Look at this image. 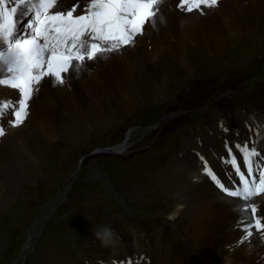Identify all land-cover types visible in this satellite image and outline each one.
<instances>
[{
	"label": "rangeland",
	"instance_id": "1",
	"mask_svg": "<svg viewBox=\"0 0 264 264\" xmlns=\"http://www.w3.org/2000/svg\"><path fill=\"white\" fill-rule=\"evenodd\" d=\"M244 4L248 6L246 2ZM218 8L219 6L206 10H211L212 14H216ZM184 14L191 13L184 12ZM253 24V36L249 35L247 31L244 32L245 36L251 37L249 40L252 41H246L247 44L241 43L240 46H237V43L233 44L234 46L227 43L228 46L224 48L220 56L210 57L208 55V58H203L197 54L193 57V54L188 52L187 57L192 67L190 76L171 62V53L165 52L164 48L156 49L146 62V72L151 79L157 72L166 70L174 74L175 77L171 81L173 92L169 100L155 104L149 103V101L141 102L143 97L139 98L140 101L135 102L131 112L119 109L116 115L117 122L105 132L95 131L93 124L89 121L82 125L81 119H87V115L82 113L73 115V121L77 123L79 131L83 132L86 126V136L76 143L63 140L61 143L56 141L52 143L48 147L49 149L41 155L42 158L40 157V165L43 164V166L39 165L40 169L25 165L29 176L36 180L35 184L27 185L25 189H21L13 195L11 200L6 202V209L0 212V264H22L21 261L24 257L29 259L30 256L27 264H77L80 255L73 248V241L80 243L81 250L79 252L85 253L89 261L99 264V261L103 260L101 252L106 246H102L100 241L95 238L93 229L104 225L115 230L118 236L117 241L121 245L129 242L127 237L130 234L126 235L124 230L118 231L119 222L127 223L129 218L116 204L118 195H112L108 191L109 187L105 185V181L102 183L98 177V174L100 176L104 171L106 173L104 176L108 180L109 173L116 178L123 177L124 172L127 176L134 174L137 177V186L126 181V178H123L118 188L113 184L112 186L116 188L119 196L122 195L126 199L127 204L133 210L131 215L144 217L145 222L141 223L142 226L146 224L154 229L159 223L157 220H161L160 231L162 239L165 241H161L162 246L163 244L164 246L170 245V251L176 248L177 243L180 242V234L188 242L195 243L196 241L190 237L191 228L188 225L185 228L184 225L178 227L175 222L165 223V215L161 216L160 212H153L162 210L161 213L168 214L174 207L161 203L155 193H151L146 188V185L152 187L151 182L147 175L138 171V167L148 168L147 174H151L155 170L154 163L162 160V157L157 158L156 154L161 156L166 150L186 145V141H182L179 134L186 135L183 125H195L196 120L201 121L206 117L209 122L214 114L213 110L225 108L227 102V107L242 108L244 106V113L250 121L253 122L254 119L255 122L259 120L258 123H264V12L253 15ZM93 69L90 70V73L93 72ZM7 91L5 89L2 96ZM108 115L106 113V116ZM27 121L25 127H29L32 123L29 122L30 116ZM153 123L157 124L153 125ZM138 127L143 129V132L137 131L139 134L131 148L123 153L110 150L115 152L114 155L110 159L102 160L101 152L107 150V147L123 144L131 130L139 129ZM149 127L148 130L144 129ZM29 129L32 128L29 127ZM99 156L101 160L98 159ZM209 156H213L214 161H217L218 154L215 153L214 148L206 150V157ZM20 157L22 160L24 159L23 155ZM118 162L124 168L117 164ZM87 182H91V184ZM1 183L2 180H0ZM86 186H90L88 192H86ZM169 191L173 196L167 200L174 205L176 193L174 188H169ZM65 193L64 200L54 206L52 213L44 220L48 206L54 202L55 198L58 197L55 202L62 198ZM159 197L161 198V196ZM147 201L149 203L144 204ZM135 203L148 205V207L137 209ZM67 206L73 208L77 221L83 219L90 221L92 217L88 213L90 207L96 209L95 217H98L91 225L82 224L81 230L78 231L79 234L71 242L69 238L74 235L67 232L61 225L63 220L74 219L69 216L71 215L69 211L62 214L63 207ZM149 207L153 211L147 210ZM101 211L113 216L112 222H105L104 215L99 217ZM148 214L157 216L151 217ZM36 225L35 234L39 233V235L34 236L32 229ZM59 233L64 237L61 241ZM67 239L68 241H66ZM154 239L155 235H151L146 243L144 242L145 244L142 243L145 250H143L142 257L140 256V264L163 263L164 260L157 250L165 252L166 247L158 249L156 242L158 239ZM149 243L154 250L152 254H149V249L151 250ZM195 244H197L196 251L198 253V249H209L197 242ZM24 247H27L29 251L27 254H24ZM65 247H67L66 255H61L60 251ZM135 248L136 245L132 243L128 255L133 254L134 257H137ZM216 249L219 259L222 260L221 252L223 250L219 247ZM227 250H233V248L228 247ZM58 251L59 253H55ZM183 258L187 259V256Z\"/></svg>",
	"mask_w": 264,
	"mask_h": 264
},
{
	"label": "bare ground",
	"instance_id": "2",
	"mask_svg": "<svg viewBox=\"0 0 264 264\" xmlns=\"http://www.w3.org/2000/svg\"><path fill=\"white\" fill-rule=\"evenodd\" d=\"M72 1L64 0L65 6H70ZM176 1L167 0L158 7L155 26L147 24L146 32L135 38L138 42L135 41L134 46L130 45L122 51L100 53L92 62L84 61L76 70L70 69L63 74L69 77L63 84H53L45 77L32 103L33 112L29 121L32 122L29 126L32 129L23 125L10 130L0 146V212L6 209V202L13 195L27 185L35 184L36 180L29 176L25 165L40 169L43 166L40 165V157L52 143H61V140L76 143L86 136V126L81 132L73 121L76 113L88 116L87 119H81L82 125L89 121L95 131L105 132L117 122V111L131 112L135 102L140 101L139 98L143 97L141 102L155 104L170 99L174 74L166 70L157 72L151 79L146 72V62L156 49L164 48L165 52L171 53V62L190 76L192 67L188 52L193 57L200 54L208 58V55L220 56L227 43L231 46L236 43L237 46L247 44L246 41L252 40L244 32L253 36V15L264 12V0H222L216 14L204 9V15L196 11L185 15L176 11ZM245 2L248 6H245ZM92 68L93 72L90 73ZM4 90L3 85H0V97ZM106 113L109 115L106 116ZM218 118L219 115L214 112L210 120L213 125ZM137 131L140 133L143 129L133 128L127 140L115 150L123 153L131 148L139 134ZM181 138L182 141L186 139L187 143L186 137L182 135ZM260 145L264 147V140L260 139ZM211 148L216 154L222 152L220 144H216L203 147L202 154L206 156V150ZM21 155L24 156L23 160ZM208 158L216 163L213 156ZM200 169L199 161L196 160L193 166L176 171L181 176L178 179L179 186L184 189L180 190V207L169 213L172 220L178 227L184 225L187 228L188 225L191 228L190 237L209 248L207 250L210 252L215 254L216 247L223 250L222 263L261 264L259 257L264 254V248L260 247L255 237H248L245 245L238 250L226 252L227 247L236 245L243 237L236 231L238 227L233 226V218L238 216L239 199L196 186L194 178L199 175ZM65 195L48 206L44 220L52 213L53 207L64 200ZM255 203H259L258 209L264 210V198L257 197ZM36 227L32 229L34 236L38 234H35ZM156 242L158 249L163 247L161 240ZM27 253L28 249L24 247V254Z\"/></svg>",
	"mask_w": 264,
	"mask_h": 264
},
{
	"label": "snow or ice",
	"instance_id": "3",
	"mask_svg": "<svg viewBox=\"0 0 264 264\" xmlns=\"http://www.w3.org/2000/svg\"><path fill=\"white\" fill-rule=\"evenodd\" d=\"M161 2L74 0L70 6H65L64 0H20L11 9L3 4L0 7V61H6L13 52L19 56L6 65L0 64V85L17 89L22 97L16 101L9 124L16 127L23 124L28 116V101L34 92L40 91L39 85L45 77L53 84H63L69 78L63 74L76 70L85 60H93L97 53L134 46L135 37L143 34L145 24L155 26L157 5ZM220 2L177 0L175 7L186 13L196 11L204 15V9L218 7ZM9 107L10 103L2 104L5 110ZM4 135L5 129L0 126V137ZM235 148L233 152L226 141L228 155L222 157L221 162L236 173L239 184L233 181L231 188L226 187L203 157L201 172L229 197L240 199L242 207L237 227L244 233L243 242L245 237L253 235L252 228L264 233V215H257L259 203H247L254 196L264 198V154L257 151L255 142L251 146L248 142L236 144Z\"/></svg>",
	"mask_w": 264,
	"mask_h": 264
},
{
	"label": "clouds",
	"instance_id": "4",
	"mask_svg": "<svg viewBox=\"0 0 264 264\" xmlns=\"http://www.w3.org/2000/svg\"><path fill=\"white\" fill-rule=\"evenodd\" d=\"M18 56H19L18 53H15V52L10 53L6 61H0V64L6 65V63L8 62L14 61ZM171 218H172V215L169 216V219ZM93 235L95 236L97 240L100 241L102 246H106V247L114 245L115 242L118 240V236L115 230L107 225L93 229Z\"/></svg>",
	"mask_w": 264,
	"mask_h": 264
}]
</instances>
